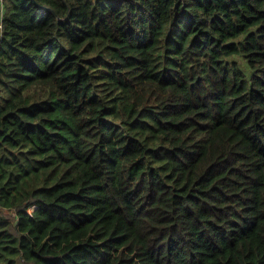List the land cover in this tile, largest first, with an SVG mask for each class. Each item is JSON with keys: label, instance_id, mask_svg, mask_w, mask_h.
<instances>
[{"label": "trees", "instance_id": "trees-1", "mask_svg": "<svg viewBox=\"0 0 264 264\" xmlns=\"http://www.w3.org/2000/svg\"><path fill=\"white\" fill-rule=\"evenodd\" d=\"M0 264H264V0H6Z\"/></svg>", "mask_w": 264, "mask_h": 264}, {"label": "built area", "instance_id": "built-area-1", "mask_svg": "<svg viewBox=\"0 0 264 264\" xmlns=\"http://www.w3.org/2000/svg\"><path fill=\"white\" fill-rule=\"evenodd\" d=\"M5 2L6 0H0V13H1V20H0V36L2 35L3 31V16H4V11H5Z\"/></svg>", "mask_w": 264, "mask_h": 264}, {"label": "crops", "instance_id": "crops-1", "mask_svg": "<svg viewBox=\"0 0 264 264\" xmlns=\"http://www.w3.org/2000/svg\"><path fill=\"white\" fill-rule=\"evenodd\" d=\"M0 20H1V13H0Z\"/></svg>", "mask_w": 264, "mask_h": 264}]
</instances>
